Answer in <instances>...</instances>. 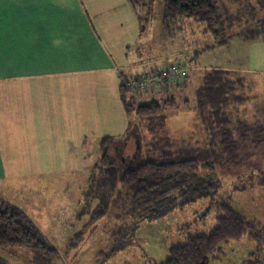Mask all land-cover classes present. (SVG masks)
Segmentation results:
<instances>
[{
	"label": "rangeland",
	"instance_id": "1",
	"mask_svg": "<svg viewBox=\"0 0 264 264\" xmlns=\"http://www.w3.org/2000/svg\"><path fill=\"white\" fill-rule=\"evenodd\" d=\"M145 7L138 9L147 27L142 29L139 45L133 49L134 60L145 62L138 78L175 60L186 61L187 74L182 86L167 92L166 96H146L131 90L137 103L152 99L168 103L163 114L164 126L151 132L156 140H169L174 150L189 143L192 147L206 148L209 139L205 129L193 121L195 90L203 74L210 69L229 71L236 85L235 95L240 98L231 105L228 114L232 119L233 141L228 151L217 141V158L212 172H201L213 185V197L204 201L175 207L164 215L145 218L144 206L136 203L114 201L118 185L103 177L100 169L102 152L98 146L82 162L83 171H64L37 180L29 177L6 181L11 187L17 183L26 185L24 192L6 195V202L20 208L38 229L42 239L57 253H33L24 248H0V261L5 264H160L168 257V248L184 240L188 226L190 234H207L215 226L216 203L225 201L248 222L264 228V36L253 41L237 38L243 32L256 27L263 14L256 9L254 0H219L222 23L218 29L227 40L222 45L208 32L204 24L185 18H177L165 27L162 24L164 0H144ZM45 0L43 11L53 8L56 17H68L66 10L71 0ZM53 3V4H52ZM7 4V3H6ZM75 3L72 9H75ZM77 8V7H76ZM59 9V7H58ZM60 11V12H59ZM62 11V12H61ZM65 12V13H64ZM53 13V11H52ZM2 14V13H1ZM61 20V19H60ZM92 52L97 58L100 51ZM132 78V79H133ZM131 80V79H129ZM172 82V81H170ZM129 88V87H128ZM130 89V88H129ZM131 119L135 123V116ZM240 123L236 126V123ZM141 125V124H140ZM126 139L117 141L115 163L119 170L140 165L147 159L148 142L145 131L136 125ZM142 126V125H141ZM139 128V129H138ZM143 129V127H142ZM138 134H137V133ZM193 132H195L193 134ZM153 133V135H152ZM172 141H171V139ZM196 145V146H195ZM203 177V178H204ZM38 182V183H36ZM8 185L5 184L7 193ZM114 187V190L111 189ZM4 200V199H3ZM259 250L248 240L231 242L223 246L214 264L256 263ZM260 264V263H259Z\"/></svg>",
	"mask_w": 264,
	"mask_h": 264
},
{
	"label": "crops",
	"instance_id": "2",
	"mask_svg": "<svg viewBox=\"0 0 264 264\" xmlns=\"http://www.w3.org/2000/svg\"><path fill=\"white\" fill-rule=\"evenodd\" d=\"M43 1L0 0L4 200L34 185L13 181V188L6 181L81 172L100 138L123 136L129 117L119 75L130 81L145 73L140 70L145 62L138 55L134 60L143 28L129 0H71L77 8L71 4L67 18H57L53 8L43 11ZM92 49L100 51V59Z\"/></svg>",
	"mask_w": 264,
	"mask_h": 264
},
{
	"label": "trees",
	"instance_id": "3",
	"mask_svg": "<svg viewBox=\"0 0 264 264\" xmlns=\"http://www.w3.org/2000/svg\"><path fill=\"white\" fill-rule=\"evenodd\" d=\"M129 1L136 12L146 4L144 0ZM218 3L219 0H164L162 24L166 27L167 23L177 18L191 19L204 24L205 31L211 34L219 45H222L227 40L222 37L218 29L222 23ZM254 3L263 16L261 21L256 23L255 28L237 37L243 41H253L264 36V0H254ZM138 17L142 28H146L148 20L145 23L141 16ZM119 76L120 97L125 113L129 117L128 130L121 137L109 136L98 140V148L102 152V165H94L92 169H100L103 177H107L110 181L111 187L112 184L118 185L114 201L116 203L127 201L144 206L145 218L153 219L177 206L184 207L213 197L215 187L206 181L201 172L209 174L213 171L212 164L218 154L213 148L217 141L222 143L226 151L233 141L232 119L227 112L231 105L239 104L241 99L235 95L234 88L236 85L242 88L244 78L234 82L229 71L219 68L210 69L203 74L195 90V105L192 108L193 124L199 129H205L209 143L206 148L192 147L189 143L174 150L169 138L156 140L150 136V131H155L159 125L164 126L166 123L167 119L163 110L168 103L173 104V100L166 97L162 103L158 99H152L147 103H137L131 95V89L128 88L129 81L121 74ZM182 81L180 83L162 81L154 90L144 94L150 97L156 94L166 96L167 92L173 89L172 87L180 88ZM132 115L135 116L136 125L139 124L142 132L145 131L148 142L151 143L146 147L147 159L140 165L119 170L114 161V144L126 139L131 132L135 135L137 126L131 119ZM235 123L236 126L240 124ZM262 184L264 186V180ZM111 189L114 190V187ZM215 203L218 213L215 226L207 234L202 235L188 233L187 226L184 231V240L170 245L167 259L160 264H214L217 261V255L222 254L224 245L242 240L254 243L260 255L253 260L255 259L258 264H264V228L248 222L233 210L229 203L225 201ZM11 247L24 248L33 253L48 252L50 255L57 256L53 248L42 239L38 229L27 215L20 208L0 198V248ZM251 262L249 260V264H252ZM0 264L5 263L0 261Z\"/></svg>",
	"mask_w": 264,
	"mask_h": 264
},
{
	"label": "built area",
	"instance_id": "4",
	"mask_svg": "<svg viewBox=\"0 0 264 264\" xmlns=\"http://www.w3.org/2000/svg\"><path fill=\"white\" fill-rule=\"evenodd\" d=\"M187 71L186 61L184 59L179 62L177 60L164 64L160 68L153 69L144 76L133 78L128 82V87L133 91L142 93L154 90L162 81H178L183 80Z\"/></svg>",
	"mask_w": 264,
	"mask_h": 264
}]
</instances>
